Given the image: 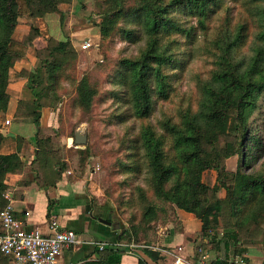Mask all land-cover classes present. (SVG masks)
I'll return each instance as SVG.
<instances>
[{
  "label": "trees",
  "instance_id": "obj_1",
  "mask_svg": "<svg viewBox=\"0 0 264 264\" xmlns=\"http://www.w3.org/2000/svg\"><path fill=\"white\" fill-rule=\"evenodd\" d=\"M73 1L0 0V115L11 99V69L41 35L31 25L22 40L16 39L20 19L59 12L63 21L60 5ZM228 1L231 4L227 0L94 1L98 9L94 14L100 18V47L118 33L131 43L144 44L136 56L106 61L102 68L105 79L120 87L109 92L128 106L125 114L138 128L134 138L130 130L122 137L123 156L114 164V171L122 175L116 182L118 195L106 192L127 226L119 233L117 245L81 264H121L122 254L133 242H156L158 225L176 219L178 209L201 220L202 238L210 232L215 238L222 228L221 243L227 251L232 246L236 255L247 253L248 247L264 251V161L259 170L254 169L264 157V134L254 132L255 116L264 104V0ZM182 15L195 22L183 20ZM200 37L197 50L205 57L206 70L195 73L196 97L180 103L176 114L163 111L154 122L157 103L173 96L170 70L181 65L182 46L194 45ZM35 54L37 67L19 73L27 78L33 94V100L21 105L37 127L35 166L43 171L52 168L60 176L63 170L57 165L53 138L44 135L41 110L60 101L61 81L77 53L70 37H50ZM100 95V84L84 75L73 98L82 109L81 121L93 116ZM3 139L0 131V146ZM89 150V146L78 150L84 166L92 156ZM236 156L238 165L230 169L227 161ZM24 165L18 153H0V211L8 203L4 196L9 188L7 175L20 172ZM212 171L216 177L210 184ZM141 176L144 184L137 182ZM0 253V264H11L10 257ZM140 264L149 263L141 258ZM217 264H229L228 258Z\"/></svg>",
  "mask_w": 264,
  "mask_h": 264
},
{
  "label": "rangeland",
  "instance_id": "obj_2",
  "mask_svg": "<svg viewBox=\"0 0 264 264\" xmlns=\"http://www.w3.org/2000/svg\"><path fill=\"white\" fill-rule=\"evenodd\" d=\"M94 1L95 0H82L79 3L73 1L68 5H63V10H61L65 18L63 21L61 20L59 12L47 14L42 17L41 20L22 17L16 31V36L18 38H24L25 32L31 25L37 24L43 27L42 37L45 38L44 42L48 39L46 36H52L58 39L62 38V35H68L73 39L72 42L76 49L77 57L74 60L73 66L66 71L64 79L61 81L62 87L58 90V93L61 95L60 101L57 100V102H52L51 107L56 113L57 117L55 121L58 125L44 132V135L53 138V149L59 159L57 165L60 166L65 173L71 171L69 176L73 178L86 177L88 180L83 186H85V191L92 196V199L94 198L93 200L109 202L116 207L113 198L109 197L106 192L108 190L114 193L113 196L118 195L120 189L116 182L122 178V175L114 171V164L117 162L116 160L118 157L123 156L124 148L121 147V141L124 133L130 130V138H134L138 123L136 124L130 119L128 112L125 114L128 106H124L119 98L109 92V90L114 88L120 89V87L114 86L108 79H105L106 70L102 68L106 67V61L113 62L118 58L136 56L144 44V41L131 43L124 40L123 36L118 33L110 43L100 47L101 37L99 26L97 25L100 18H97L94 14V12L98 10ZM227 4H231V2L227 0ZM47 16H49V18H55L54 25L53 21H51L49 25L44 24L43 20ZM181 17L187 22H195V18L190 19V17L186 15H182ZM216 17L210 21V26L212 28L217 21ZM198 40L200 41L194 45L189 44L188 46H182V55L180 57L181 65L170 70V73L172 72L174 85L173 96L167 101L161 100L157 103L156 111L153 114L154 122L162 115L163 111L176 114L178 111L177 106L180 105V103L186 104L192 100L193 97H196L198 92L195 73L200 71L203 73L206 70L205 57L197 50V45H199L200 42L202 43L203 37L198 38ZM86 41H90L92 45L87 49H83L82 44ZM38 42H43V38H39ZM101 64L103 65L101 66ZM86 74L90 75L93 81L100 84L101 95L97 99L93 116L90 119L81 121L82 109L78 103L74 102L73 98H75L77 94L78 82ZM255 121L254 132L264 134V104L262 109L256 114ZM77 130H81L83 133L87 134L88 141L85 145L77 146V144L69 140V138L75 137ZM88 146L92 156L86 166H84L82 155L78 150L85 149ZM238 160L239 156L230 158L229 161H227L228 167L230 169H235L238 165ZM263 161L264 157L258 159L254 169L259 170ZM54 162L57 161L54 160ZM210 176L211 177H208V181L210 184H213L216 172L212 171ZM137 182L144 184L145 181L143 176H141ZM94 191L98 192L99 198L97 196L95 197ZM222 196H224V193ZM113 217L115 216L113 215ZM121 218L123 219V217ZM166 225L173 227L174 225L177 226V218L170 220L166 224L158 225V237L156 238V242L159 241V234L163 232L162 227ZM219 226L221 227V225ZM216 234L214 238V236H212L213 232H210L205 235V238L199 239L197 254H195L197 257L201 254V250L207 253L210 258L216 256L219 251L223 250V243H221V241L223 242L224 234L222 228H220L218 232L216 231ZM146 243L147 242L143 241L140 243L133 242L132 244L147 245ZM235 249L236 248L232 246L233 253ZM0 256H2L1 253ZM238 256L244 258L243 255Z\"/></svg>",
  "mask_w": 264,
  "mask_h": 264
},
{
  "label": "crops",
  "instance_id": "obj_3",
  "mask_svg": "<svg viewBox=\"0 0 264 264\" xmlns=\"http://www.w3.org/2000/svg\"><path fill=\"white\" fill-rule=\"evenodd\" d=\"M65 4L70 3H62L61 10ZM41 19L42 17L36 18V20ZM51 21L54 25L55 18L47 16L43 20L45 25H49ZM34 25L40 29L41 35L34 40L27 55L17 61L11 69V82L8 87L11 99L7 111L0 115V131L4 135L0 153H18L25 164L20 172L9 173L6 183L9 186L8 191L15 216L28 229L39 228L44 233H50V221L56 219L61 226L77 232L79 241L66 248L62 258L84 263L98 259L101 251L111 245H117L118 235L126 227V223L119 216L114 204L93 200L94 198L92 199V196L85 191L83 185L88 180L86 177L73 178L69 176L71 171L66 173L63 171L59 176L52 168L43 171L35 166L36 152L39 150L37 127L31 120L32 115L21 105V101L33 100V94L27 87V78L19 75L23 70L32 71L37 67L35 50L45 43V38L42 37V25ZM30 29L31 27L25 33L28 34ZM16 31L14 37L22 40L23 38L16 36ZM46 37L50 38V36ZM66 37L70 36L62 35V38L58 39ZM39 38H43L42 44L38 42ZM41 112V126L45 131L57 127L55 121L57 116L52 108L43 107ZM93 193L99 198L98 192ZM177 214V226L162 227L163 232H159V241L146 246L151 251H146L144 247H138L134 252L127 249L121 256V264H140L141 258L149 264H173L177 255L194 258L199 246L198 241L202 238L200 236L202 222L193 213L183 209H178ZM100 218L111 221L112 224H105ZM101 245H103L102 249ZM179 247H182L181 251ZM248 248V252L243 254L246 264H264L263 249ZM237 256L232 249L228 251L223 249L212 258L218 261L228 258L231 262Z\"/></svg>",
  "mask_w": 264,
  "mask_h": 264
},
{
  "label": "built area",
  "instance_id": "obj_4",
  "mask_svg": "<svg viewBox=\"0 0 264 264\" xmlns=\"http://www.w3.org/2000/svg\"><path fill=\"white\" fill-rule=\"evenodd\" d=\"M91 45L90 41H86L82 48L87 49ZM4 196L8 203L0 211V225L3 230L0 234V251L10 257L11 264H81L62 258L63 251L79 241L75 230L61 226L56 219L50 221V233H44L39 228L28 229L15 216L8 189ZM146 246L130 244L128 251L134 252L138 247ZM181 250L182 247H179V251ZM173 264H217V259L210 258L201 250V254L194 258L177 255ZM229 264H246V261L245 258L237 256Z\"/></svg>",
  "mask_w": 264,
  "mask_h": 264
},
{
  "label": "water",
  "instance_id": "obj_5",
  "mask_svg": "<svg viewBox=\"0 0 264 264\" xmlns=\"http://www.w3.org/2000/svg\"><path fill=\"white\" fill-rule=\"evenodd\" d=\"M73 143L77 144V146L85 145L88 141V136L87 134L83 133L81 130H77L75 133L74 138H69ZM100 221L105 223V224H112L111 221L105 220L103 218H100Z\"/></svg>",
  "mask_w": 264,
  "mask_h": 264
}]
</instances>
